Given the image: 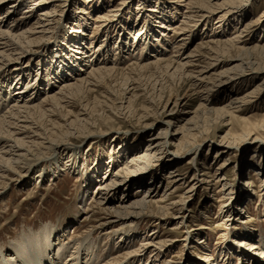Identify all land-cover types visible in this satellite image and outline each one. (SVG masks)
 <instances>
[{"label": "rangeland", "instance_id": "rangeland-1", "mask_svg": "<svg viewBox=\"0 0 264 264\" xmlns=\"http://www.w3.org/2000/svg\"><path fill=\"white\" fill-rule=\"evenodd\" d=\"M190 1L196 0H161V3L155 0H26L25 5L16 12V15L14 14L12 19L8 20V25H11L12 21L29 16L28 19H25L27 21L26 29L39 26L49 28L42 40L27 48V52L25 51L28 56L24 63L34 60L35 68L33 69L36 72L41 68L49 69L52 50L56 48V45L64 43L67 31L74 36L70 29L79 27L86 32L88 47L93 45L94 51L99 47L98 51L101 44L109 40L111 52L108 53L107 58L112 61L116 60L115 64L118 66L115 67L117 71L115 75L106 77L105 80L103 78L98 81L93 80L94 85L82 95L75 93L72 96L67 95L66 101L64 100V109H59L55 115H52L54 118H49L51 122H47V126H49L46 128L52 130V138L56 140V143L64 142L65 144L61 146L65 148L62 151L64 154H57L56 157L51 151L45 150L46 155L43 157L44 161H41V166L49 171L55 159L72 153L73 148L80 151L78 157L75 158L77 161L73 162V166L76 164L77 167L75 171L66 167L65 171H60L57 176H53L50 172L40 182H37L35 178L31 182L27 177H23L22 173L11 174L6 180V186L0 187V248L9 247V243L14 239L19 240L22 236L20 234L24 231L39 230L45 223L53 225L59 231H64L67 235L64 238L67 243L71 242L70 245L78 241L81 242L85 237L90 236V240L97 242L96 245L99 246L97 252L98 258L101 259H98L100 262L108 258L121 264L126 263L124 258H126L127 252L138 250L139 247L140 253L146 249V252L143 253L144 264H187L186 259L206 264H228L229 261L226 260L225 255L232 258L231 264H239L236 254H240L244 252L243 249L247 250L250 247L249 244L241 246L239 249L236 248L237 253H235V250L232 249L235 236L245 235L248 231L252 233L256 242H259L260 236L264 235V194L259 195L261 190L259 176L248 175L245 163H249L248 167L251 168V165L258 166L264 160V148H260L261 151H256L251 143L253 140H257L260 145L261 143L262 146L264 145V86L261 87L260 93L258 92L257 101L254 103L234 105L233 115L235 118L230 116L219 119L216 110L228 107L235 101L250 96L249 93L259 81L253 80L252 76H247L243 80L232 81L222 87L215 86L210 80H208L210 82L205 81L204 85H200L199 81H195V79H181L178 76L172 79L164 66L162 69L153 67L147 71H141L138 67L145 62L155 61L153 58L148 61L151 58L149 55L153 54L154 56L161 55L160 58L166 63L176 62L179 56L184 59L185 55L186 57L191 55L193 63L186 68L188 73L197 77L201 72H206L204 78L217 80L216 77L221 72L239 65V62L230 61V57L234 58L240 54L234 50L221 56L216 51V49L218 50L216 42L235 39L239 30L241 33L247 27L246 25L251 23L252 25L248 26L246 32L241 34L239 46L243 45L244 48L254 49L259 45H264V0H253L244 10L246 15L242 19H235L234 17L238 16V14H233L235 12L228 15L230 21L226 22L222 28L217 29L218 31L216 22L222 13L212 15L207 21L202 20L198 24L196 22L186 26V22L189 20L188 11H190L186 5ZM144 2L145 4L142 5L141 3ZM223 2L226 3L223 12L226 10L230 12L231 9H233L231 12L236 11L234 8L241 6L240 0H220V3ZM139 4L140 7L144 6L143 10ZM6 5L7 8L10 4ZM154 7L160 11L163 10L164 17L167 16L165 21L167 20L171 25L175 24L174 28L176 29L171 31L172 33L167 31L168 36L163 43L165 45L167 42L169 43V46L166 45V47L168 46L167 52L163 53L159 47L161 44L154 42L159 53L152 51L148 52L149 54H143V51L139 50L137 43L134 42V34L149 24L152 29L154 28V34L152 29L151 31L155 36V31H157L155 26L161 16L160 12H157L153 17L154 14L149 9H154ZM27 8L30 13L24 14ZM45 11L51 13L49 18L42 16ZM83 12L87 14L83 15ZM100 13L102 18L98 17ZM71 16L74 18L71 19ZM40 19H42L41 22ZM95 20L97 21L95 22ZM190 20L197 21V19ZM237 22L239 23L237 24ZM131 25L134 30L128 29ZM184 26L186 28L182 31L180 27ZM223 30L225 32L222 36L219 33ZM182 32L185 34L181 35ZM122 43H126L128 46L118 55L116 47ZM180 45L182 46L179 47ZM62 49L64 50L65 47ZM135 49L138 51L134 53ZM217 54L220 56L219 59L222 60L223 66L220 69L210 68L209 64L213 63L212 60H215ZM44 58H46L45 61ZM242 58L245 59V57ZM8 61L10 65H15L13 59ZM208 67L209 69L206 70ZM84 70L92 72L91 67L88 66ZM51 73L55 74L56 71ZM74 76L76 78L77 74ZM13 77L10 83L14 82L15 85L18 83V79L16 76ZM34 78L35 74L30 79L26 77L24 81H21V86L25 88ZM49 80L50 78L45 79L44 87L41 86L38 95H35L38 96L37 99L44 101L45 93L51 92L48 87ZM258 80L261 81V78ZM56 85L60 86L59 83ZM200 86L204 88L200 89ZM210 87L213 89L211 88V92L207 94L206 89ZM159 98L161 99L158 100ZM129 100H132L133 109L129 112L123 111ZM7 102L5 108L11 104L10 100ZM176 102L178 107H175ZM172 109L179 111L178 120L168 127L171 129L169 134L174 140L171 139V144L167 145V150L157 161L148 165L149 175L144 179L148 188L146 195H140L141 198L151 196V199L147 198V202L152 200L153 206L148 211L156 213V207H164L169 212L167 217L154 218L145 215L142 219L133 217L134 223L129 221L122 223L121 221L118 225L108 224V222L116 220L114 211L121 202L120 200L123 201L126 197L125 191L128 192L130 200L140 197H136V193L142 177H136L135 173H133L134 176L124 179L125 181L132 179L130 186L123 185L115 190L116 196H113L115 205H112L115 208L111 209L109 206L108 209L101 210L97 198L80 204L87 186L85 183V179L87 180L89 177L87 173L93 172L96 167H102L97 182L91 186V192L95 191L99 179L101 180L106 175L109 162L114 159V156L117 157L119 151L135 144H144L145 140L154 135L160 136L159 133L161 134L165 126L167 131L166 124L170 117L167 114H170ZM208 110H215V113L205 114L204 111L209 112ZM142 116L143 119L140 118ZM42 125H46L44 121ZM181 127L185 128V131L180 130ZM192 127L195 128L193 131H187ZM249 132L251 136L246 139L241 138L244 133ZM223 137L230 139V145L223 143L224 151L217 154L215 145H218ZM234 138L241 139L233 141ZM195 144L200 146L198 151ZM143 146L139 150L142 154L146 150V147ZM63 160L65 162V157ZM224 163H226L225 170L221 172L223 170L221 166ZM117 166L112 169V172H115ZM240 168L243 169L240 170ZM132 169H135L134 166ZM239 170L242 172L240 175ZM244 171L246 172L243 173ZM170 173L174 176L178 174L181 177L184 176V181L175 183V179L172 181L169 178ZM221 173L228 178L227 188L229 190L231 188L240 189L238 191L240 198L245 200L247 194L251 193L254 199L252 204L245 200V203L248 204L244 205L247 211V214L244 215V224L233 223L237 218V210H235L237 204H228L229 201L224 199L228 196L223 198L219 194L222 185L217 181H219L218 176ZM32 174L35 175V171ZM109 174L110 172L107 175ZM173 175L171 176L173 177ZM217 177L218 179H216ZM246 180L256 182L253 189L251 187L242 188L241 185ZM208 181L211 183L206 184ZM120 189L122 190L120 191ZM233 202L236 203L237 200ZM226 204L232 209L228 213L232 216L230 222L224 218ZM85 211L86 214H84ZM119 228H123V231L126 232L137 231L139 237H136L134 242L127 240V242L131 241L129 248L117 251L116 245L120 242V238L119 233L115 234V231ZM192 230H194L193 234H197V237L193 235V238L188 239V232ZM153 233L155 235L149 238ZM151 241L155 245H145L146 242L150 243ZM199 241H202L203 244H199ZM234 253L235 255H233ZM258 259L260 261L257 262L264 264V255L258 256Z\"/></svg>", "mask_w": 264, "mask_h": 264}, {"label": "bare ground", "instance_id": "bare-ground-1", "mask_svg": "<svg viewBox=\"0 0 264 264\" xmlns=\"http://www.w3.org/2000/svg\"><path fill=\"white\" fill-rule=\"evenodd\" d=\"M25 1L26 0H0V187L6 186V180L9 179V176L11 174L13 175V174L22 173L23 177H27V179L30 180L31 182H33L34 178L35 180H37V182H40V180L41 179L44 180L47 176V173L50 172L53 176H57L60 171H65L64 169L66 167H69L71 171L73 169L75 171L77 167L76 164L75 166H73V162L75 163L76 160L75 158L78 157L80 151H76L73 148H72L73 151L72 153L62 155V157L60 158L57 157L58 159H55L53 165L50 166L49 171H47L41 166V161H44L43 157L46 155V153H44L45 150L51 151V153H53V155L56 157L57 154L63 153L62 151L65 148L61 146L65 144L64 142L56 143V140L52 138L53 136L51 134L52 130L50 131L48 128H46L47 122L48 123L51 122L50 121L51 119L49 120V118L53 117L52 115H55L59 109L62 110V108L64 107V103L66 101L65 99L66 97H68L67 95L72 96L74 93L76 95L79 94L82 95L84 92L88 91V89H90L92 85H94L93 80L98 81L102 78L103 79L106 77L109 78L115 75L117 72L115 67L118 66V64H115L116 60L112 61L107 58L108 53L111 52L110 42H108L109 40L104 41L101 44V47L98 51L97 49L99 47H97V49L94 51L92 49L93 45L91 47H88V39H86L85 37L86 32L84 31V29H80L81 27H79L76 29L73 28L70 29V31H72L71 33L74 34V36H72L70 32L67 31L66 34L67 38H64L65 39L64 43L59 46L56 45L55 46L56 48L52 50L53 52L49 60L50 66H48L49 69L41 68L37 72L34 71L33 69L35 68L34 60L32 61L29 60L24 63L25 58L28 56L26 54L27 52L26 49L29 48L30 46L35 45L40 40H42L45 37V35L48 33L47 30L49 28L38 25L39 26L38 28L30 27L26 29L27 21H25V19L29 18L28 15H27L28 17L25 16L26 18H22L21 20L18 21H12V24L8 25V20L12 19L14 17V14L16 15V12L23 5H25ZM155 1L161 3V0H155ZM196 1H190L186 5L187 9L190 10L188 11L189 15L186 13L189 16V20L186 22V26L190 23L197 22L198 24V22L202 20L207 21L208 19L211 18L212 15L222 13L218 19V22H216L218 27L217 26L215 27H217L216 28L217 30L219 28H222L226 22L230 21L228 20L230 19L228 15H230L233 12H235L233 14H238V16L234 17L235 19L239 20V18L241 19L242 17L244 18L246 15V11L244 10L248 7L249 4H251L253 0H240L241 6L235 7L234 9L236 11H232V12L231 10L233 9H231L230 12L228 10L223 12L226 3L225 2L220 3V0H196ZM6 4H10L9 7L6 8L7 6ZM141 4L144 5L145 2ZM140 6L141 5L139 4V7ZM140 8L141 10H143L144 6ZM151 8L149 10L151 11V13L154 14L153 17L156 16L157 12H160L159 15L161 16L160 20L157 22V26H155V28H157V31H155V36L153 35L154 28L152 29V27H150V25L147 24L146 26H143L142 29L138 30L134 34L135 36L134 42L137 43V47H139L138 49L139 50L141 49V51H143V54L144 53L147 54L148 52H152V51L153 53L156 52L159 53L158 48L155 47L156 44H154V42L157 44H161L159 45V47L163 50V53H165L168 51L167 48L169 46V43L167 42L168 46L166 47L167 44L166 45L163 44L165 42L164 39H167L168 36L167 31L171 32L174 29H176L174 28L175 24L171 25L170 22H167V20L165 21V18L167 16L164 17L163 10L160 11L159 9H157V7L156 9L155 7L154 9ZM26 13L27 14L30 13V11H28V8L24 14ZM45 13H42V16L49 18L51 13H49V11L46 14ZM86 14L87 13H84L83 15ZM98 17L102 18V14L101 13L98 14ZM142 17L144 18L143 15ZM72 18H74V16H71V19ZM186 18L188 19V17ZM190 19H197V21L194 20V22H192L193 20L191 21ZM39 21L41 22L42 19H40ZM96 21L97 20H95V22ZM238 23L239 22H237V24ZM249 25L252 24L248 23V25H246L247 27L243 29L241 33L239 30L238 32L239 34H237L238 36L235 39L224 40V41L221 40L219 42H216L218 47V50L216 49V51L218 52V54L220 53L221 56L222 55L224 56L225 54H229L234 50L240 54V56H236L234 58L230 57L231 59L230 61L239 62L238 63L239 65H235L231 69H226L225 71L221 72V74L218 73L219 75L216 77L217 80L204 78V76H206L204 75V73L206 72L202 73L200 71L201 73L199 72L200 74L197 77H194V74L188 73V71H186V68L193 63V61L191 60L192 58L191 55L187 57L185 55L184 59H181L182 56H179L178 60L177 61L175 60L176 62L172 61L168 63H166V61H163L160 58L161 55H156V56H154V54L151 56L149 55V57L151 58L148 59V61L151 60L152 58L155 59V61L151 60L149 62H145L143 65L141 64V66H139L138 69L141 71H147L149 69H152L153 67H157V69L158 68L162 69V67L164 66L170 77H172V79H174L177 76L180 77L181 79L182 78L195 79V81H199L200 85H204L205 81L207 82L211 81L215 86L218 87H222L232 81L234 82V81L243 80L245 79L244 77L247 76H252L253 80H257L259 82H256L253 90L249 93L250 96H247L245 99L241 98L242 100L240 101L238 100L237 102L235 101L234 103L230 104L228 107L225 106V108H222L220 110L215 109L216 111H218L217 115L219 119L228 118L230 116H233L235 118V116L233 115L234 105L240 103L244 105L246 103H254L255 101H257L258 92L260 91L261 87L264 86L263 83L264 82V45H259L254 49L244 48L243 45H242L243 47L239 46L240 45L239 43H241L240 41L241 34L243 32H246V29H248ZM186 26L180 27V29L184 31V28H186ZM128 29L134 30L133 25L128 27ZM151 29L153 30V34ZM224 32H225L224 30L223 32L220 31L219 34L223 36ZM184 34L183 32L181 33V35ZM152 35L153 38H151ZM182 40L184 39L182 38ZM127 46L128 44L126 43L119 44L116 47L117 48L116 52L118 53V55H120L122 51L126 50ZM181 46L182 45H180L179 47ZM62 47H65L66 50L65 49L63 50ZM138 49L133 50V52L134 53L137 52ZM64 51L66 52L64 53ZM218 54L215 60H212L213 63L209 64L210 68L215 67L220 69L221 66H223L222 64L223 62L221 59H219L220 56ZM242 57H245L246 60ZM9 59H13L15 65H10L8 61ZM45 59L46 58H44V61ZM138 65L139 64L137 63V66ZM87 66L91 67L92 72H90L89 70L90 72L89 73L88 71L84 70V68H86ZM209 67L206 68V70L209 69ZM54 70L56 71V73L55 74L51 73ZM34 74H35V78H34L35 80L33 79L34 82L31 83L33 81L31 80L26 85V87L23 88L21 86L22 84L21 81L22 80L24 81L26 77L30 79L32 76H34ZM74 74H77L76 78ZM13 76H16V79H18V83L15 85L13 84L14 82L10 83L11 78L12 79L14 78ZM46 78L48 79L50 78V80L48 81V87L49 90H51V92H49V94L45 93L46 99L44 101H41L37 99L38 96L36 97L35 95L36 94L38 95L40 89L44 87ZM259 78H261V81L258 80ZM60 81L62 82L60 83ZM56 83H59L60 86L58 85L55 86ZM205 85L207 86V84ZM52 86H54V88H52ZM203 88L200 86V89ZM211 88L213 89V87L206 89L207 94L211 92L212 90ZM30 94L31 96H29ZM160 99L161 98H159L158 100ZM9 100L11 101V104H9V107L5 108V105L8 104L7 101ZM126 105L127 107H124L123 111L126 110L127 112H129V110L133 109L132 100H129ZM175 107H178L177 102L175 103ZM215 110H208L209 112L206 111L204 112L205 114H210V112L215 113L214 112ZM167 116H170L166 124L168 128L171 127L176 120H178L179 111H176V109H172L171 113L167 114ZM140 118L143 119L144 117L142 116ZM77 120L79 121V118H77ZM43 121L46 124L45 126L42 125ZM193 129L195 128L192 127V129H188L187 131H193ZM170 130L171 129L168 128L166 131V126H165V129L162 132L160 131L161 134L159 133L161 137L154 135L153 137L145 140L146 142L144 144L143 143L135 144L130 148H125V150L119 151V153H117V157L114 156V159H112L109 162L108 164L109 167H107V171L105 173L106 175L103 178H101V180L99 179V183L98 185H96L94 189L95 191L92 192H91V186L95 182H97L99 175L102 171L101 170L102 167L101 166L96 167V169H94L93 172L90 173L88 172L87 175H89V177L87 178V180L85 179V183L87 186L85 187V192L81 198L80 204H83L86 201H90L92 198L93 199L97 198V202L101 210L102 209L106 210L109 208V206L111 209L115 208L112 207V205L113 206L115 205L113 201V196H116L115 190L122 187L123 185L130 186V182L132 179L126 181L124 179L128 176H134L135 174L136 177L138 176L142 177L140 183L138 184V186L140 187L137 190L138 192L136 193V197L140 195H144L148 188V185L145 183L146 181L144 180L149 175L148 165L154 163V161H157V159L162 156L164 151L167 150V145L171 144L172 141L171 139L174 140V138H171V135L169 134L171 132ZM180 130L185 131V128L181 127ZM249 136H251L250 132L247 134L244 133V136L241 138L246 139ZM241 138H237V139L234 138L235 140L233 141L236 140L239 141ZM229 141L230 139H228L227 137H223L220 143H218V145H215L216 147L215 149L217 151L216 153L218 154L220 151L221 152L224 151L223 143L230 145ZM251 143L253 144V148H255L256 151H261L260 148H264V145L262 146V143L260 145V143H258L257 140L255 141L253 140ZM142 146L146 147V150L143 154L142 152H139ZM199 148L200 146L196 145L197 151L199 150ZM64 157H65V162L63 160ZM219 158H221V156H219ZM117 164H119V166H117ZM248 164L245 163L248 171L247 172L248 175L252 174V175H256L257 177L259 176L258 180L260 181V189H261L259 195L264 194V160L263 162H261L260 165L258 164H257L258 166L255 165V167L251 165V168H249ZM116 166L117 168L115 169V172H112V169ZM133 166L135 168L134 170L132 169ZM225 166L226 163H224L221 166L222 167L221 169H223L221 172L225 170L224 169ZM242 169L243 168H240V170ZM240 170L238 171L239 175L242 173L240 172ZM34 171L36 173L35 175L32 174L34 173ZM108 172H110L109 175H107ZM245 172L246 171H244L243 173ZM222 174L223 173H221L218 176L220 179L219 181H217L218 184L222 185L219 194L223 198L228 196V198H224L225 201H229L228 204L230 205L237 204L236 205L237 208L235 209L237 210V214L235 213L237 218H235L236 220H234L233 223H236V225L244 224L245 223L244 215L247 214L245 206L246 204H248L247 202L245 203V200L249 201V203L252 204L253 203L252 201L254 199L252 198L251 193H249L245 197V200H243V198H240L238 193L240 189L236 190L235 188L234 189L231 188V190H229V188H227L228 178H226V176ZM171 175L173 174L170 173L169 178L172 179V181L173 179H175V183L184 181L183 178L184 176L181 177L178 174L177 176L173 175L172 177ZM218 177L216 179H218ZM207 183L210 184L211 181L206 182V184ZM255 183L256 182L252 180H246L241 186H243L242 187L243 189L244 187L245 188L251 187L253 189ZM121 190L122 189H120V191ZM124 195H126V197L124 198L123 201L120 200L121 202H119L118 207L115 208L114 211L116 213L115 214L116 220L108 222L109 225L110 224L118 225L121 221L122 223H127V221L134 223L133 217H135L136 219L137 218L142 219V217L144 218V216L146 215V216H152L154 218H162V217H167V215L169 214L167 208L160 206L156 207L157 208L156 213L148 211V209L153 206L152 200L147 202V198L150 197L151 199V196H147V197L143 196V198H141L140 196L134 200H130V198L128 197V192L125 191ZM234 200L235 201L237 200V202L234 203L233 202ZM228 204H226L224 207L225 210L224 218L225 219L227 218V222H230L232 220V216L228 215V213L232 209L229 207ZM223 206L224 203L222 207ZM84 214H86V211L84 212ZM244 229L247 228L244 227ZM193 231L194 230L188 232L187 235L188 239H190L193 235H196L197 237V234H193L194 233ZM26 232L24 231V233L20 234V236L21 235L22 236L21 238H19V240L14 239V241H11L9 243V247L0 248V264H121L119 262L115 263L114 259H108V258L100 262L99 260L101 259L98 258V252H97L99 246L96 245L97 242L90 240L91 238L90 236L85 237L81 242L78 241L77 243H73V245H70L71 242L67 243L66 242L67 240L64 238L67 237L66 233L64 231H59L58 229L54 228L53 225L48 223L43 224L39 230L31 229L27 233ZM115 232H116L115 234L119 233L118 235L120 238V242L116 245L117 246L116 249H118L117 251H120L123 248L124 249L129 248V244L131 243V241L134 242L135 238L139 237L137 235V231L126 232L123 231V228H119ZM154 235L155 233H153L151 236L149 235L150 236L149 238H151ZM127 240H131V241L127 242ZM153 241H151L150 243L146 242L145 245L153 246L155 245L152 244ZM199 244H203V242L199 241ZM248 244L250 248H248L247 250L243 249L244 252L240 254L237 253L236 248L239 249L241 246H245V245L247 246ZM232 246H233L232 249H234L235 253H237L236 255L239 261L237 263L263 264V262L261 263L257 261L258 260L260 261V259H258V256L262 257V255H264V235H261L259 242H256V239L252 236V233L246 231L245 235L235 236V241L233 242ZM139 249L129 251L126 253V258H124V260L126 259L125 264H144L143 253L146 252V249L143 248L144 250L141 253ZM235 253L233 255H235ZM224 257L226 258L227 261H229L228 264H231L232 258L230 257L228 258L227 255H225ZM186 263L206 264V263H198L192 259H186Z\"/></svg>", "mask_w": 264, "mask_h": 264}]
</instances>
